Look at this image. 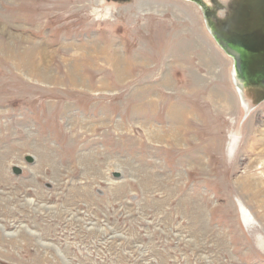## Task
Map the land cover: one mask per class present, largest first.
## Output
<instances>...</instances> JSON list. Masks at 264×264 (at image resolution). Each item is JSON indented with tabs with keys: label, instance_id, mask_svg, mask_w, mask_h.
Listing matches in <instances>:
<instances>
[{
	"label": "rangeland",
	"instance_id": "374dc122",
	"mask_svg": "<svg viewBox=\"0 0 264 264\" xmlns=\"http://www.w3.org/2000/svg\"><path fill=\"white\" fill-rule=\"evenodd\" d=\"M243 101L191 0H0V263L264 264V100Z\"/></svg>",
	"mask_w": 264,
	"mask_h": 264
},
{
	"label": "water",
	"instance_id": "95a60500",
	"mask_svg": "<svg viewBox=\"0 0 264 264\" xmlns=\"http://www.w3.org/2000/svg\"><path fill=\"white\" fill-rule=\"evenodd\" d=\"M200 7L206 28L218 47L232 60V79L240 99H245V88L252 87L249 100L254 105L264 100V68L257 52L250 48V31L242 26L241 10L256 0H191ZM264 33V32H263ZM251 98V99H250ZM33 156L25 160L33 162ZM14 174L22 171L19 166L12 168ZM114 177L120 172L114 171ZM2 264V263H0Z\"/></svg>",
	"mask_w": 264,
	"mask_h": 264
},
{
	"label": "flooded vegetation",
	"instance_id": "af4514ba",
	"mask_svg": "<svg viewBox=\"0 0 264 264\" xmlns=\"http://www.w3.org/2000/svg\"><path fill=\"white\" fill-rule=\"evenodd\" d=\"M126 1V0H115ZM242 26L250 31L246 36L249 38L248 43L252 51L257 52L259 59L263 63L264 68V0H256V3H251L241 10ZM251 86L245 88V96L249 100ZM248 95H247V93ZM251 99V98H250ZM253 103V102H252Z\"/></svg>",
	"mask_w": 264,
	"mask_h": 264
},
{
	"label": "crops",
	"instance_id": "0c3cea01",
	"mask_svg": "<svg viewBox=\"0 0 264 264\" xmlns=\"http://www.w3.org/2000/svg\"><path fill=\"white\" fill-rule=\"evenodd\" d=\"M120 119H121V123H119V127L117 128L116 125H115V129L117 130L116 132V135L113 136L114 139L120 144V146H124L125 145V138L126 136L123 134L125 131H131L132 132V112L129 114L127 113H122L120 112ZM84 116H86L85 114H82L80 118H84ZM105 116V113L104 111H97L96 114H94V112H92V117L88 116L89 118H92V119H96L97 122H96V128L97 129H94L93 127V123H91V120H88L86 123L87 125V129H86V133H89V134H92V136H95V135H100L102 137H104L105 135V121L104 118ZM83 127V126H82ZM130 129L128 130L127 128ZM130 158H132V155L130 156ZM130 161H132L130 159ZM117 166L121 167L122 168V165L121 164H117Z\"/></svg>",
	"mask_w": 264,
	"mask_h": 264
},
{
	"label": "bare ground",
	"instance_id": "6f19581e",
	"mask_svg": "<svg viewBox=\"0 0 264 264\" xmlns=\"http://www.w3.org/2000/svg\"><path fill=\"white\" fill-rule=\"evenodd\" d=\"M100 15V14H99ZM111 16V11H110V9L109 8H107L106 9V11L104 12V14L102 15V16H100V17H102L103 19H107V18H109ZM240 98V97H239ZM242 100V99H241ZM243 101V100H242ZM244 102V101H243ZM245 104V103H244ZM233 136H235V135H231V138L230 139H232V137ZM256 183V182H255ZM245 184H247V183H245ZM249 187V186H248ZM248 189V188H247ZM30 202V201H29ZM41 205V204H40ZM236 205L238 206V208H239V211H240V213H241V217H242V219L244 220V222L245 223H251V222H254L255 220H254V217H253V215L251 214V212L242 204V202H240V201H238V200H236ZM22 227H24L25 228V230L29 233V234H32V235H37L38 233L37 232H35L34 230H31V229H29V228H27L25 225H22ZM0 228L2 229L3 227L1 226V224H0ZM16 233V232H15ZM17 234V233H16ZM46 244H48V245H52V244H50V243H46ZM53 246V245H52ZM58 251V253L60 254V257H63V254L59 251V250H57ZM69 259V258H68Z\"/></svg>",
	"mask_w": 264,
	"mask_h": 264
},
{
	"label": "built area",
	"instance_id": "2783aa9c",
	"mask_svg": "<svg viewBox=\"0 0 264 264\" xmlns=\"http://www.w3.org/2000/svg\"><path fill=\"white\" fill-rule=\"evenodd\" d=\"M134 197H136V196H132V192H131L129 194H126L122 198H123V201L125 203H127V204H129L131 206L132 205H134V206L137 205V207H138V204H137V202H136ZM141 198H143V197H141ZM132 246L135 247V248H140V247L143 246V243L139 242L138 240H132ZM66 261L68 262V264H83L81 262H74L73 259H66Z\"/></svg>",
	"mask_w": 264,
	"mask_h": 264
}]
</instances>
